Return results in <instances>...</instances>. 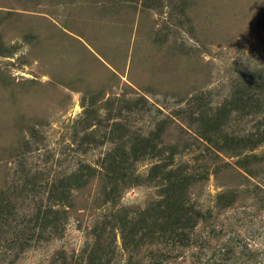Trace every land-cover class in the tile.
<instances>
[{
    "label": "rangeland",
    "instance_id": "374dc122",
    "mask_svg": "<svg viewBox=\"0 0 264 264\" xmlns=\"http://www.w3.org/2000/svg\"><path fill=\"white\" fill-rule=\"evenodd\" d=\"M0 264H264V0H0Z\"/></svg>",
    "mask_w": 264,
    "mask_h": 264
}]
</instances>
